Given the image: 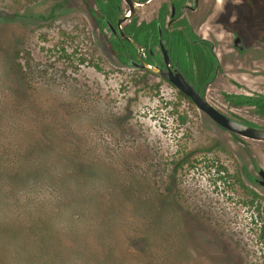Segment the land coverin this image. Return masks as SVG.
I'll return each mask as SVG.
<instances>
[{"label":"rangeland","instance_id":"1","mask_svg":"<svg viewBox=\"0 0 264 264\" xmlns=\"http://www.w3.org/2000/svg\"><path fill=\"white\" fill-rule=\"evenodd\" d=\"M209 2L206 97L264 126L225 98L264 94V0ZM258 169L264 142L114 58L84 0H0V264H264Z\"/></svg>","mask_w":264,"mask_h":264},{"label":"flooded vegetation","instance_id":"2","mask_svg":"<svg viewBox=\"0 0 264 264\" xmlns=\"http://www.w3.org/2000/svg\"><path fill=\"white\" fill-rule=\"evenodd\" d=\"M88 1L91 3L92 11L96 16L94 18L86 4L91 19L94 21L95 29L98 35L104 38L114 58L116 56L108 44L110 39H114L119 43L121 55L128 65L130 62L144 61L148 64H157L161 68L166 69L163 53V49H166L173 60V65L177 66L196 89L206 97L208 89L213 86L222 71L216 43L212 40L211 34L207 35L205 31L212 14L209 0H168L166 4H162L157 9L150 19L138 22L135 17L136 11L135 16L122 23L120 27L118 25L119 20L130 14L129 6L123 0H119L112 7V10L104 8L109 3V0ZM135 1L138 4V10V8L148 7L155 0L146 2ZM133 20L137 21V27L139 28L143 23L153 24L152 28H142L140 30L139 36L141 40L137 37L136 31H133L130 27ZM121 31L125 36L121 34ZM237 38L240 39V46L236 43ZM233 46L239 52L246 51L239 35L235 36ZM121 63L128 66L123 62ZM225 98L232 105L254 108L257 115L264 118V94H255L253 96L225 94ZM232 119L249 124L235 118ZM257 127L264 128V126L259 125ZM261 171H264V169H258V177L255 181L259 185L264 186L262 185L264 179L260 175Z\"/></svg>","mask_w":264,"mask_h":264},{"label":"water","instance_id":"3","mask_svg":"<svg viewBox=\"0 0 264 264\" xmlns=\"http://www.w3.org/2000/svg\"><path fill=\"white\" fill-rule=\"evenodd\" d=\"M129 6V16L124 17L119 20L118 25L132 19L137 11V3L135 0H123ZM123 36L124 33L121 31ZM240 39H236V43L239 45ZM240 46V45H239ZM164 53V62L166 69L161 68L157 64H148L144 61L139 62H130L129 66L135 69L147 70L156 74L167 83L175 87L180 93L189 98L191 102L205 115H207L215 124H217L222 129L245 139L254 140V141H264V128L252 126L245 124L239 121H236L232 118H229L218 109L213 107L206 97L202 95L200 91L186 78L182 71L173 65L172 58L168 55V51L163 49ZM260 175L264 179V171L260 172ZM264 185V180L262 181Z\"/></svg>","mask_w":264,"mask_h":264},{"label":"trees","instance_id":"4","mask_svg":"<svg viewBox=\"0 0 264 264\" xmlns=\"http://www.w3.org/2000/svg\"><path fill=\"white\" fill-rule=\"evenodd\" d=\"M148 0H139V2H146ZM91 14H93L94 18L96 17L95 16V13L92 11V6H91V3L88 1V0H85ZM119 2V0H109V3L106 4L104 6V8L106 9H109V10H112V7L117 3ZM108 13V12H107ZM130 27L133 29V31H136L137 33V37L140 39V36H139V33H140V30L142 28H152L153 27V24H147V23H143L142 26L139 28L137 27V21L136 20H133L132 23L130 24ZM141 40V39H140ZM108 44H109V47L111 49V51L113 52V54L116 56V58L118 60H120L121 62H123L124 64L128 65L127 63H125L122 55H121V52H120V45L119 43L114 40V39H110L108 40ZM141 44H142V41H141ZM145 45V44H144ZM129 66V65H128ZM180 95L185 98L186 100L188 101H191L189 98H187L186 96H184L182 93H180ZM27 173L33 175V173L35 174V171L34 170H30L29 171H26ZM29 174H27L28 177H31ZM20 175V172H18V176ZM24 175V174H23ZM260 240H261V243L263 244L264 246V225L261 227V235H260Z\"/></svg>","mask_w":264,"mask_h":264}]
</instances>
